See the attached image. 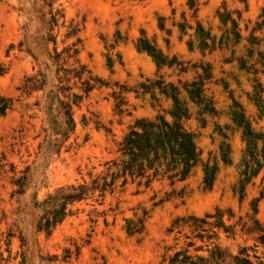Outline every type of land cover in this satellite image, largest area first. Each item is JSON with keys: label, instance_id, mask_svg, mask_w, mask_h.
<instances>
[{"label": "rangeland", "instance_id": "1", "mask_svg": "<svg viewBox=\"0 0 264 264\" xmlns=\"http://www.w3.org/2000/svg\"><path fill=\"white\" fill-rule=\"evenodd\" d=\"M263 14L264 0H0V264H168L192 237L189 228L175 226L178 220L230 209L235 217L224 221L235 226L234 234L220 231L217 243L233 255L254 249L258 235L249 228L255 203L264 228V171L241 200L247 144L237 117L244 114L264 134V114L255 100L259 90L264 100ZM199 24L209 36L207 46L199 41ZM78 38V59L105 86L73 106L76 127L65 137L60 100L67 98L57 95L53 58ZM142 38L186 72L159 67L139 49ZM76 66L70 59L65 68ZM31 77L38 88L44 81L43 90L23 91ZM159 81L178 87L189 110L183 124L202 155L191 176L149 188L122 187L120 181L103 201L96 196L69 207L71 215L51 234L39 231L48 197L103 175L136 121L160 115L175 120V101L155 90ZM194 82L203 85L215 113L186 91ZM75 83L64 85L82 94ZM228 149L230 162L224 163ZM216 163L219 172L208 189L205 166ZM131 222L139 228L142 223V232L132 235ZM254 250L264 259L262 245Z\"/></svg>", "mask_w": 264, "mask_h": 264}, {"label": "trees", "instance_id": "2", "mask_svg": "<svg viewBox=\"0 0 264 264\" xmlns=\"http://www.w3.org/2000/svg\"><path fill=\"white\" fill-rule=\"evenodd\" d=\"M191 10H194L197 17L198 9L196 4H191ZM59 14V13H58ZM57 14H54L53 20L58 24ZM264 17V14H263ZM64 18V16H62ZM260 26H264L262 23ZM185 29V26H182ZM78 30H74L71 34L76 37ZM199 33L202 45L207 46L209 36L205 37L204 28L199 24ZM77 41L67 47L63 52L58 53L55 50L54 62L57 65V75L60 85L57 88V95L61 93L67 100H60L61 107L66 118L67 130L65 137L75 130L76 124L73 117V106L79 104L87 97L97 86H105L102 79L93 76L82 65L78 59L80 50ZM139 49L148 52L155 58L159 67H179L180 71L186 72V68L177 59L169 60L156 45H153L148 39L142 38L139 41ZM70 59H75L76 67L67 69L65 66ZM40 77H43L40 74ZM75 79V85L79 86L82 94L72 93V88L64 85V82H70ZM44 80V77H43ZM45 81V80H44ZM38 88L39 81L31 77L25 80L23 91L31 94L37 90H43L45 83ZM156 89H160L162 93L172 94L175 101L173 111L170 113L175 119L173 122L167 120L165 115H160L156 119H139L130 127L128 133L124 137L119 146V157L106 164V171L103 175L94 179L90 185L86 182L80 185H71L59 188L53 195H50L44 202L42 209L43 215L38 221L39 231H45L51 234L53 230L62 224L67 217L71 215L69 207L76 203L88 200L89 198L98 197L103 201L107 193H112L117 187L118 182L122 181V187L129 183H138L139 186L144 185L149 188L154 182L168 179L172 184L186 181L195 168L201 163L202 155L197 147L195 136L183 124V119L189 118L188 108L181 102L179 98V88L172 84H164V82H155L153 84ZM191 87V88H190ZM143 89L150 90L151 87L143 86ZM259 88H262L260 84ZM186 91L205 109L211 113L216 110L213 103L208 100L203 85L194 82L185 87ZM263 91L256 92V102L264 114V100L261 96ZM56 95V96H57ZM7 110V106L2 108L3 113ZM237 121L244 129V137L246 140V151L242 160L243 170L241 172L242 179L240 181L239 193L243 200L247 186L258 178L264 171V134L256 133L251 123L244 114L237 117ZM224 163H229V149L223 156ZM219 172L218 164L205 166V184L211 189L215 183ZM264 183V178H263ZM259 213L258 204L253 206V216L251 217L252 225L249 231L256 233L257 245L264 247V228L257 219ZM233 219V211L227 210L217 211L215 215H207L205 218H197L190 216L183 218L175 223L178 229L184 230L189 228L192 237L187 236L189 241L185 248L176 251L168 259V264H264L257 251L249 248H241L238 254L233 255L227 249L223 248L217 240L219 232L226 234H234V225H227L224 221L225 216ZM213 220V222L211 221ZM142 228L143 224L141 223ZM134 223H129V232L134 235L142 232V228ZM197 241L202 245L198 246ZM251 251L254 254H251Z\"/></svg>", "mask_w": 264, "mask_h": 264}]
</instances>
